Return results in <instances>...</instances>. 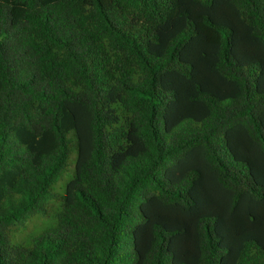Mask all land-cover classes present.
<instances>
[{"label": "trees", "instance_id": "obj_1", "mask_svg": "<svg viewBox=\"0 0 264 264\" xmlns=\"http://www.w3.org/2000/svg\"><path fill=\"white\" fill-rule=\"evenodd\" d=\"M0 264H264V0H0Z\"/></svg>", "mask_w": 264, "mask_h": 264}, {"label": "rangeland", "instance_id": "obj_2", "mask_svg": "<svg viewBox=\"0 0 264 264\" xmlns=\"http://www.w3.org/2000/svg\"><path fill=\"white\" fill-rule=\"evenodd\" d=\"M39 224H40V225L35 226V228H33V230L39 229V228H41L42 226H46V225L48 224V221L42 219V220L40 221Z\"/></svg>", "mask_w": 264, "mask_h": 264}]
</instances>
